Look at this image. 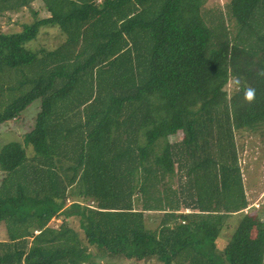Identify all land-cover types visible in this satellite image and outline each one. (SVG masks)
<instances>
[{
    "label": "trees",
    "instance_id": "16d2710c",
    "mask_svg": "<svg viewBox=\"0 0 264 264\" xmlns=\"http://www.w3.org/2000/svg\"><path fill=\"white\" fill-rule=\"evenodd\" d=\"M208 1L0 0V134L34 120L0 149V264H264L237 145L264 0Z\"/></svg>",
    "mask_w": 264,
    "mask_h": 264
},
{
    "label": "rangeland",
    "instance_id": "374dc122",
    "mask_svg": "<svg viewBox=\"0 0 264 264\" xmlns=\"http://www.w3.org/2000/svg\"><path fill=\"white\" fill-rule=\"evenodd\" d=\"M227 0H209L207 3V8L213 11H218L220 8H224V4ZM16 20L13 19L12 22L8 23L5 19H0V27L5 31L19 27L15 24ZM227 21V26H229ZM55 35H53L54 37ZM56 36H59L58 34ZM53 37L45 39L48 43L53 40ZM41 41V40H40ZM55 43V42H53ZM40 44L38 42L30 43V47H36ZM31 112V111H30ZM28 111V113H30ZM21 118H23L21 116ZM34 125V120L29 115L25 116L24 120L12 121L9 126L2 128L0 134V149L8 142H18L22 140V136L26 132H29ZM240 138V139H239ZM237 138V145L240 151L242 172L245 181V186L247 189V194L251 200L261 197L259 190L264 189V139L261 136H248ZM243 144V145H242ZM59 221L52 222L53 225H57Z\"/></svg>",
    "mask_w": 264,
    "mask_h": 264
},
{
    "label": "crops",
    "instance_id": "0c3cea01",
    "mask_svg": "<svg viewBox=\"0 0 264 264\" xmlns=\"http://www.w3.org/2000/svg\"><path fill=\"white\" fill-rule=\"evenodd\" d=\"M247 192V189H246ZM259 192L261 193V197L260 198H256L255 200H251L252 205L255 206L257 209H260L259 206H264V189L259 190ZM248 193V192H247Z\"/></svg>",
    "mask_w": 264,
    "mask_h": 264
}]
</instances>
